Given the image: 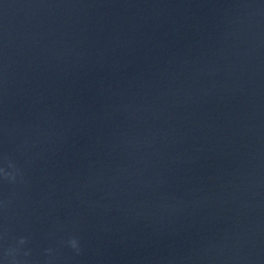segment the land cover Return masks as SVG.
<instances>
[{
  "label": "water",
  "instance_id": "95a60500",
  "mask_svg": "<svg viewBox=\"0 0 264 264\" xmlns=\"http://www.w3.org/2000/svg\"><path fill=\"white\" fill-rule=\"evenodd\" d=\"M0 264H264V0H0Z\"/></svg>",
  "mask_w": 264,
  "mask_h": 264
},
{
  "label": "clouds",
  "instance_id": "9594fccd",
  "mask_svg": "<svg viewBox=\"0 0 264 264\" xmlns=\"http://www.w3.org/2000/svg\"><path fill=\"white\" fill-rule=\"evenodd\" d=\"M21 242L23 243V241H21ZM70 243H71V246H72L74 249L79 250V249H78V242H77V240L73 239V240L70 241Z\"/></svg>",
  "mask_w": 264,
  "mask_h": 264
}]
</instances>
